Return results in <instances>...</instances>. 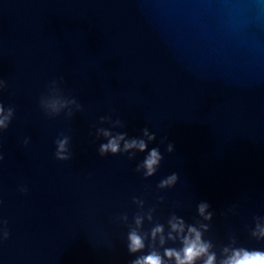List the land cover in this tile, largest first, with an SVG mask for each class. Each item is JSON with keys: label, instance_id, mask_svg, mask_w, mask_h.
<instances>
[{"label": "water", "instance_id": "water-1", "mask_svg": "<svg viewBox=\"0 0 264 264\" xmlns=\"http://www.w3.org/2000/svg\"><path fill=\"white\" fill-rule=\"evenodd\" d=\"M0 107V264L264 252V0H0Z\"/></svg>", "mask_w": 264, "mask_h": 264}, {"label": "clouds", "instance_id": "clouds-1", "mask_svg": "<svg viewBox=\"0 0 264 264\" xmlns=\"http://www.w3.org/2000/svg\"><path fill=\"white\" fill-rule=\"evenodd\" d=\"M12 109L8 110L7 115H0V129H6L8 127V122L10 121V117L12 115ZM4 112V109L0 107V114ZM104 135L107 136L108 133L104 132ZM145 135H147V131L145 130ZM152 136H149V139H152ZM68 137L65 136L64 139L58 141V148L57 152L55 153L56 158L64 160L68 159L69 157L64 155L66 148L65 145L68 142ZM123 139V135L116 136L114 138L109 139V141L106 144H102L100 146V153L103 154L105 152H112L116 153L120 150L119 148V141ZM130 148H138L141 151H143L146 148V144L143 140H131L128 142H125L124 149H130ZM169 151H171V145H169ZM3 159L2 154H0V160ZM162 159L160 153L154 148L152 149L146 159L143 162V166L146 168L145 175H152L155 172V167L158 165L159 161ZM177 177L176 175L169 176L166 180L161 182V187L164 185H170L173 184L176 181ZM24 190V189H22ZM205 207L207 205L201 204L200 205V212L203 213ZM210 215V214H209ZM139 223V220L137 221ZM173 230H181L183 225L181 223H173L172 225ZM162 229L158 226L153 230V236H155L156 233L160 232ZM190 232H193L194 238L189 239L188 237L184 238V248L181 252H177L172 249H168L165 252V255L169 257H175L176 258V264H193V261L201 256L202 254L207 253L208 245L206 243L201 242L200 240V234L195 231V229H189ZM262 234H264V229H261ZM129 250L132 252L137 251L138 249H141L144 247L142 238L137 235L134 231L129 234ZM214 262V256L208 255L207 260H205L204 264H213ZM134 264H163V261L161 260V257L156 254L155 252L151 253L150 255H147L145 257H142L140 259H137L134 261ZM223 264H264V252H246L243 250L235 251L231 257H229L227 260L223 262Z\"/></svg>", "mask_w": 264, "mask_h": 264}]
</instances>
